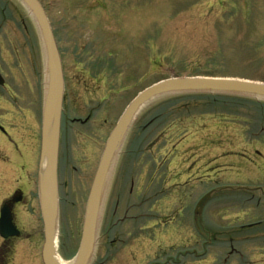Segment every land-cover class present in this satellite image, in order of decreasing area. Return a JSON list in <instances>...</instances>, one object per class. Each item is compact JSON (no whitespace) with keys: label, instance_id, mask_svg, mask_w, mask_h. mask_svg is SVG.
Returning a JSON list of instances; mask_svg holds the SVG:
<instances>
[{"label":"rangeland","instance_id":"1","mask_svg":"<svg viewBox=\"0 0 264 264\" xmlns=\"http://www.w3.org/2000/svg\"><path fill=\"white\" fill-rule=\"evenodd\" d=\"M129 1L131 6L147 11L146 31L140 37L137 32V40L147 44L146 78L117 102L113 115L106 105L93 110L95 102L89 100L90 92L84 95V105L81 84L74 86L78 91L73 103L76 114L91 117L83 127L69 126L60 144L66 164L63 162L60 169L57 249L66 262L76 255L80 243L83 193L88 181L92 182L104 144L129 99L146 86L173 77L264 84V0ZM11 2L18 15L12 14ZM38 2L47 13L57 47L78 35L80 26L76 25H81V11H71L68 16L63 0ZM0 4L4 19H11L14 28L8 32V39L1 34L0 45L4 48L0 63L5 72L16 70L19 87L24 78H31L33 67L34 79L30 82L39 100L37 84L44 79L45 57L34 19L18 0H1ZM75 14L73 22L69 17ZM90 29L93 31L82 32L81 40L90 44L83 58L95 54L91 42L100 40L97 31ZM93 33L94 37L89 38ZM29 45L40 55L38 60L28 53ZM73 68H68L72 81H83L84 77ZM183 95L173 93L150 101L133 118L101 195L96 244L111 224L107 242L103 244L101 237L104 249L100 254L94 249L90 264H161L169 257L177 259L176 264H264V119L259 108L233 103L230 115L218 118L198 114L195 109H178V103L185 102L178 98ZM40 122L37 115L35 159ZM138 136H142V146H147V155L141 156L142 172L140 151L127 153L141 147ZM145 195L147 224L140 219V198ZM169 195L172 200L161 202ZM206 197L203 206L197 207ZM144 225L148 229L143 235L140 229Z\"/></svg>","mask_w":264,"mask_h":264},{"label":"flooded vegetation","instance_id":"2","mask_svg":"<svg viewBox=\"0 0 264 264\" xmlns=\"http://www.w3.org/2000/svg\"><path fill=\"white\" fill-rule=\"evenodd\" d=\"M63 2L68 16L71 11L74 13L81 11L82 19L81 25H76L77 27L80 26L77 29L78 35L70 38L72 41L65 40L60 42V46L58 47L64 79L60 144L62 138L64 139L65 130L70 129L69 126L83 127L91 117V115H88L85 118H81V116L76 114L75 104L73 103L76 101L75 95L78 91L74 89L75 85L81 84L80 90L83 95L81 96V101H84L83 98L86 92H90L89 100L95 102L93 110H97V107H101V105H106L105 107L108 109L111 107L113 115L118 105L117 102L120 99H124L126 94L137 85H141L142 80L146 78L145 60L147 44L142 40H137V32H139L138 37H140L146 31L145 27L148 17L147 11L143 7L131 6V2H128V0H63ZM2 7L3 5L0 4V39L2 38L1 34L8 39L10 35L8 32L14 31L13 22L11 19H4ZM11 8L12 14L18 15L14 4ZM140 12L144 13L142 17L139 15ZM69 18L74 22L77 19V14ZM77 21L79 22L80 19ZM90 28L97 31V34L100 35V40L93 42L89 40V42L93 43L92 48H94L95 54L92 52L89 57L83 58V52H86V46L89 43L81 40V37L83 38L84 35L82 32L85 29H87V32L93 31ZM94 35L93 33L89 38L94 37ZM77 36H80V38ZM25 42L23 45L24 53L27 49ZM3 46L0 45V57L2 56ZM28 47L30 48L28 53L29 51L30 53L33 52V47L30 45ZM0 62L2 63V61ZM138 62L139 69L137 67ZM1 63L0 264H43L42 245L44 236L39 198L40 144L38 158L35 159L38 148L36 143L37 115L41 119L43 112V79H40L37 84L39 100H36L37 92L32 90L34 86L30 82V80L33 81L34 79V68L31 67L30 76L32 79L30 77L24 78L19 87L20 79L14 77L16 70L15 72H5ZM73 66L75 72L84 77L83 81L79 78H75L72 81L68 68ZM91 87L94 88L91 89ZM92 90L94 91L92 92ZM40 96L41 99L39 98ZM134 97L126 102L122 112ZM85 101L84 105H87ZM67 123L69 124L68 127L66 126ZM137 139H139L141 147L139 146V149L134 148L127 153L133 155V153L136 154L137 151H140L138 153L140 154L139 162L142 164V172L143 162L141 156L147 155V146H142V136H138ZM62 156L64 161L61 160ZM65 158L66 154L61 153V145H59L57 164L59 204L61 202L60 190L62 187L60 186V169L63 162L66 164ZM79 165L83 164L79 163ZM75 169L73 167V170ZM85 169L88 170L87 168ZM90 180L92 181L93 178ZM91 183L88 181L86 193H83V197H85L84 209ZM131 192L132 188L130 189ZM130 193L129 195L131 196ZM165 198L172 200L173 196L162 197L161 202ZM147 200L148 197L146 195L144 198H140V219H142L144 224L148 223V214L145 206ZM108 229L110 227L105 228L98 237L97 250H95L99 254L104 249L102 244H100V239L101 237L104 239L103 244H105V241L107 242L106 234H108ZM147 229V225H144L140 231L144 235L147 233ZM143 250V258L146 260L147 253L145 249ZM177 261V259L169 257L165 263L161 264H169L171 262L176 264Z\"/></svg>","mask_w":264,"mask_h":264},{"label":"water","instance_id":"3","mask_svg":"<svg viewBox=\"0 0 264 264\" xmlns=\"http://www.w3.org/2000/svg\"><path fill=\"white\" fill-rule=\"evenodd\" d=\"M34 19L45 57L44 107L40 150V207L44 227L42 258L44 264L56 260L55 239L58 222L57 161L59 128L63 99L61 60L46 14L38 0H18ZM177 93H219L264 99V84L238 79L186 77L169 78L142 91L129 104L108 137L86 202L77 254L71 264H89L94 249L97 216L104 183L117 147L131 120L141 107L161 96ZM207 197L198 205L203 206Z\"/></svg>","mask_w":264,"mask_h":264},{"label":"trees","instance_id":"4","mask_svg":"<svg viewBox=\"0 0 264 264\" xmlns=\"http://www.w3.org/2000/svg\"><path fill=\"white\" fill-rule=\"evenodd\" d=\"M35 59L38 60L37 54ZM178 98L185 101L184 103H178V109H195L196 112L198 111V114L211 115L218 118L224 114L230 115L229 107L232 106L233 103H235L236 106L238 103H250L259 108L258 111L261 119H264V102L262 101L249 100L243 97L224 94H189L179 96ZM206 109L211 111H207Z\"/></svg>","mask_w":264,"mask_h":264},{"label":"bare ground","instance_id":"5","mask_svg":"<svg viewBox=\"0 0 264 264\" xmlns=\"http://www.w3.org/2000/svg\"><path fill=\"white\" fill-rule=\"evenodd\" d=\"M55 244H57V240L55 241ZM56 260H57L59 263H61V264H71V262H66V261H64V260L59 256V254H57V256H56Z\"/></svg>","mask_w":264,"mask_h":264}]
</instances>
